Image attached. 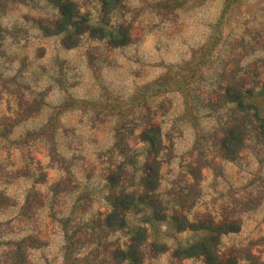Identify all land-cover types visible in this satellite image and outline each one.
I'll return each instance as SVG.
<instances>
[{
	"label": "rangeland",
	"instance_id": "1",
	"mask_svg": "<svg viewBox=\"0 0 264 264\" xmlns=\"http://www.w3.org/2000/svg\"><path fill=\"white\" fill-rule=\"evenodd\" d=\"M73 1L86 32L66 48V35L41 30L58 17L46 0H0V264H117L128 237L106 226L109 198L138 187L139 135L151 122L161 127L162 193L180 195L192 220L237 221L221 254L264 264V138L242 122L229 159L219 124L233 116L222 89L264 82V0ZM121 25L131 41L116 47ZM262 99L250 102L264 117ZM130 215L131 227L147 226L143 264H204L173 257L204 232ZM154 242L169 251L151 253Z\"/></svg>",
	"mask_w": 264,
	"mask_h": 264
},
{
	"label": "trees",
	"instance_id": "2",
	"mask_svg": "<svg viewBox=\"0 0 264 264\" xmlns=\"http://www.w3.org/2000/svg\"><path fill=\"white\" fill-rule=\"evenodd\" d=\"M46 2L54 7L58 17L51 24L41 27V30L46 36L66 35L67 38L65 37L63 44L66 48L72 47V42L78 41L76 37L78 38L86 32L79 28V21L83 18L79 5L73 0H46ZM97 32L98 30L94 29V36L97 35ZM116 33V36L112 38L114 46H126L130 43L131 35L128 27L121 25L117 28ZM98 37L104 39L105 35L100 34ZM257 90H261V93H257ZM222 92V101L227 107L233 108L231 111L233 116L225 122H219L224 131L220 146L224 156L233 159L237 149L242 147L244 133L248 131V128L244 127L245 121L250 122L249 125L253 129L251 133L256 132L257 135L264 138V117L260 111L255 109L253 102H250V99L262 96L264 103V82L255 81V84L249 88L242 84L230 85L222 89ZM239 116L242 117L241 120H238ZM117 133L115 150L117 148L120 150L122 142L125 140L122 135H119V131ZM139 136L140 141L145 145L146 153L140 168L142 175L138 187H133L131 191L122 190L113 193L109 198L112 211L106 217V226L113 232L127 231L128 237L127 242L116 251L117 264H143L146 255L147 226L142 224L141 220L137 226L131 227L129 218L132 212L135 215L146 216L149 223L167 224L177 233L186 231L205 233L195 241L177 244L173 250L174 258H201L204 264H236V259L225 258L221 254L220 240L225 235L239 231L238 222L213 220L206 225L195 218L194 220L190 219L189 215L182 210L180 195H166L161 191L162 137L160 125L155 122L145 124ZM121 151L119 154L121 159H124V151ZM116 170L122 171L123 167H118ZM116 170L110 171L107 175V182L112 189L119 185L121 180L120 175L115 173ZM171 196H174L172 200ZM150 249L151 253L155 254L169 251L164 242H154L150 245Z\"/></svg>",
	"mask_w": 264,
	"mask_h": 264
}]
</instances>
